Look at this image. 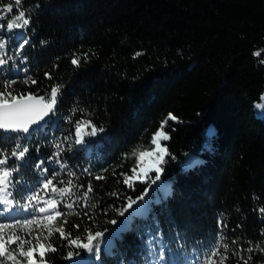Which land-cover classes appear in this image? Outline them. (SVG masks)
<instances>
[{
    "label": "trees",
    "instance_id": "trees-1",
    "mask_svg": "<svg viewBox=\"0 0 264 264\" xmlns=\"http://www.w3.org/2000/svg\"><path fill=\"white\" fill-rule=\"evenodd\" d=\"M23 7L31 14L26 29L0 28V39L6 41L0 54L6 51L18 65L13 69L10 60L5 75L18 81L14 94L31 92L47 99L55 84L62 86V94L45 128L31 136L0 134V147L10 151L17 135L29 147L24 160L13 158L7 165H19L10 189L16 200L27 203L24 197L34 192L41 197L37 208L45 206L44 200H59L43 189V181L56 173L58 187L68 180L84 185L64 197L59 210L71 213L64 218L73 236L83 238L89 228L108 230L94 264H148L145 241L150 236L167 243L177 261H195L193 249L211 248L221 231L230 246L238 241L231 247L245 249L249 242L264 247V220L253 211L264 206V116L254 107L264 94V64L259 62L264 52L253 55L264 49V0H24ZM16 12L14 7L9 17ZM6 22L0 19V24ZM25 38L28 43L20 50ZM74 56L80 57L78 67L71 64ZM27 76L37 83L24 84ZM73 108L77 111L70 123L66 117ZM169 113L179 122L169 120L165 129L171 139L162 143L171 155L162 165L161 180L140 202L147 205L140 215L121 217L117 210L126 198L135 199L147 187L139 181L131 188L123 183L121 174L131 175L136 164L126 154L149 145ZM80 119L104 129L101 136H85L90 152L74 143V123ZM69 135L73 139L65 140ZM56 143L61 144L59 157ZM191 156L197 162L183 169ZM64 163L67 167L61 168ZM97 175L104 178L96 180ZM89 183L93 192L87 201L73 210L63 206ZM159 185L167 187L158 190ZM85 202L88 208L82 206ZM32 215L45 214L17 208L14 219L1 216L0 223ZM112 219L118 223H109ZM221 219L227 227L219 225ZM50 239L58 250L46 254L49 264L75 261L64 258L68 251L85 255L66 247L58 233ZM165 253L168 257L167 249ZM237 259L229 252L226 264H237ZM249 264H264V253L254 252Z\"/></svg>",
    "mask_w": 264,
    "mask_h": 264
},
{
    "label": "snow or ice",
    "instance_id": "snow-or-ice-1",
    "mask_svg": "<svg viewBox=\"0 0 264 264\" xmlns=\"http://www.w3.org/2000/svg\"><path fill=\"white\" fill-rule=\"evenodd\" d=\"M24 0H8L4 3L0 0V19L7 20L6 24H0V28H6L8 31H13L15 29H26L31 24V14L28 9L23 7ZM17 9V12L9 17L8 14L13 13V8ZM39 7V5H37ZM28 43V39H23V42L19 44L18 48L23 50L24 46ZM6 48V41L0 39V50ZM264 49L257 50L253 52L256 57L261 56ZM141 53H136L140 55ZM87 54H85V57ZM26 59V58H25ZM13 61V69H17L18 65L15 64L13 57H9L7 52L4 51L0 54V133H24L28 134L30 130L33 129V125L39 124L43 121L45 117L49 114H55L56 105L58 102V97L62 94L60 84H55L50 87L47 93V99L44 95L28 93H15L13 90V85L18 81L16 79L8 78L5 75L7 71L5 66L9 64V61ZM264 64V60L259 61ZM80 57L74 56L71 59V64L79 66ZM23 72H28L25 67L22 69ZM45 75L51 79L49 73ZM24 84H36L37 81L32 79L31 76H27L23 81ZM262 103L254 104L257 109L264 110V94H261ZM77 109L73 108L72 113L66 117L68 121L72 122V115L75 114ZM83 112V110H80ZM169 120L179 122V118L169 113L160 123L158 129L152 134L150 139V145L148 150L140 151L138 148L134 149L132 152L126 154V158H135L136 164L130 169L131 175L121 174L124 176L123 183L128 185L130 188L133 187L134 181H139L148 185L141 195L135 199L131 197L126 198V204L119 210L117 214L121 217L125 216L126 213L129 217H134L140 215L147 205H140L141 201L145 200L148 196L149 189L152 185H156L158 181L161 180V175L164 171L162 165L165 163L166 157L170 156L171 153L164 141L171 139L168 131H165ZM102 127L97 128L95 124L92 123L90 119H80L76 120L74 123V143L78 145H84L83 151H91V145L85 143V136H96L98 132H103ZM2 139L5 141L9 137L5 136ZM22 137L17 135L14 137V143L11 145V150L7 147H0V216H4L6 213H13L14 208H19L27 210L30 207L35 210V212L45 214V215H32L31 218L26 219H16L14 223H0V264H49L48 260L45 258L46 254L49 252H56L58 249L51 242V237L58 233L61 240L66 241V247L72 249H82L85 253L81 256L79 251H68L64 257L67 260H75L76 264H94V261L100 260V243L104 242L107 229L103 231H93L91 228L85 230L83 238L77 234L73 236L71 231H66L65 225L68 224V220L64 218L66 215L71 213H65L59 210L64 197H71L74 194V189L77 187H84V185H75L73 181L68 180L59 181L63 184V187H58L54 180L56 179V173L50 179H45L43 181V189L49 190L50 193L55 196H59L60 199H47L44 200V207H36V204L41 202V197L39 193H32L24 199L27 203L21 204L18 200L13 197L10 191L13 188L14 173L19 171V165H14L8 167L10 159L15 158L17 161L24 160L26 154L29 152V147L27 144L21 143ZM65 140H71L73 137L71 135L64 138ZM55 156H60L61 144L56 143ZM146 158H148L147 163H145ZM174 159V157H173ZM67 164H61V168H66ZM47 171V169H45ZM88 171V169H85ZM155 172L156 175L150 176V173ZM91 174V173H89ZM69 176H74L75 173L69 172ZM101 175L95 176L96 180L103 179ZM165 185H159L158 190L166 188ZM93 192L91 183L87 185V189L77 196L76 200L65 203L63 206L69 210H73L79 201H87L90 193ZM115 195V193H112ZM167 193L163 192L162 197L166 198ZM253 199H256L254 196ZM35 202V204L33 203ZM84 208H88L90 205L88 203H83ZM136 206V207H134ZM95 207V205H91ZM130 210H132L130 212ZM257 213L258 217L264 220V206H257L253 209ZM16 214L9 216L8 218L14 219ZM78 215V213H77ZM85 216L88 215L87 212L84 213ZM60 221L57 224V221ZM109 223L116 225L118 221L112 219ZM119 223L124 224L126 221H120ZM219 225L222 227H227L224 220L218 221ZM74 228L79 229V224H74ZM18 228L24 230L27 234L22 236L18 234ZM35 229H43L46 234L42 235L40 232H36L33 235ZM118 231V230H117ZM261 236H264V229H261ZM111 240V237L108 238ZM148 249V264H226L229 259V252L234 257H237V264H249L252 260V254L256 251L264 253V247H261L260 243L252 246L249 242V247L245 249L235 248L238 244L237 240L231 241V246L228 242H225V237L221 231L218 234L217 243H215L211 248L197 252L196 260L193 262L177 261V259L171 255V247L165 243L162 239L150 236L148 240L145 241ZM157 244L159 250H157ZM14 246V247H13ZM27 246V247H26ZM107 248V244L105 245ZM178 248L183 254V245H179ZM167 249L169 256L166 257L165 250ZM247 253V255H242L241 253ZM109 254L111 252L109 251ZM200 256H203V260H200Z\"/></svg>",
    "mask_w": 264,
    "mask_h": 264
},
{
    "label": "rangeland",
    "instance_id": "rangeland-1",
    "mask_svg": "<svg viewBox=\"0 0 264 264\" xmlns=\"http://www.w3.org/2000/svg\"><path fill=\"white\" fill-rule=\"evenodd\" d=\"M259 103H262V101L261 102H259ZM256 110H257V115L258 116H260V117H263L264 116V110H262V109H257L256 108ZM86 144H88V143H86ZM150 145V144H149ZM149 145H147V146H142V147H140V148H138L140 151H144V150H148L149 149ZM82 146H84V145H82ZM136 161V160H135ZM146 161V160H145ZM197 162V160L194 158V156H191V157H189L185 162H183L182 163V167H183V169H188V168H190V167H192L195 163ZM155 172H152V173H150V176H152L153 174H154ZM134 183V182H133ZM157 185V184H156ZM155 185V186H156ZM155 186H151V188L153 187V188H155ZM147 187H148V185H147ZM135 207V206H134ZM131 211V210H130ZM15 212L13 211V213H6L5 215H4V218H6V216H11V215H13ZM127 215H129L128 213H126L125 214V216H127ZM2 217L0 216V219H1ZM107 248H110L109 247V245L107 246ZM69 264H76V262L75 261H73V262H71V263H69Z\"/></svg>",
    "mask_w": 264,
    "mask_h": 264
},
{
    "label": "water",
    "instance_id": "water-1",
    "mask_svg": "<svg viewBox=\"0 0 264 264\" xmlns=\"http://www.w3.org/2000/svg\"><path fill=\"white\" fill-rule=\"evenodd\" d=\"M56 109H57V105H56ZM55 109V110H56ZM53 117V114H49L48 117H45V119L43 121H40L39 124L37 125H33V129H35V131L33 130H30V132L28 134H24V133H19L21 135H25V136H31L33 134H35L36 132H38L40 129H43L46 127V125L50 122V120L52 119ZM2 134V133H0ZM5 135L9 136V135H12V134H17V133H4ZM99 135H103V132H99Z\"/></svg>",
    "mask_w": 264,
    "mask_h": 264
}]
</instances>
